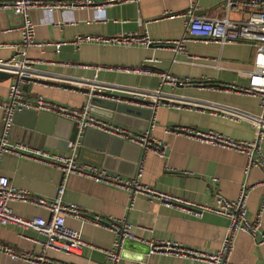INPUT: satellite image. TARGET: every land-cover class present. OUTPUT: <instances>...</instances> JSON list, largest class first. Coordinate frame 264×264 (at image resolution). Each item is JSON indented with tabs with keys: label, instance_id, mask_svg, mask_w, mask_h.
<instances>
[{
	"label": "crops",
	"instance_id": "0c3cea01",
	"mask_svg": "<svg viewBox=\"0 0 264 264\" xmlns=\"http://www.w3.org/2000/svg\"><path fill=\"white\" fill-rule=\"evenodd\" d=\"M191 2L195 3L196 14L219 16L223 13V0L125 1L105 6L99 11L87 6L61 10L30 9L28 15L34 23V39L45 43L27 48L28 56L36 59L32 66L38 73L35 76L39 81H32L30 85L23 83L21 88L29 98L41 94L49 100L69 106H79L83 102L85 94L82 88L88 85L85 80L89 78L159 88L169 93L168 102L162 100L152 109L146 104L124 100L142 110L137 108L130 117L118 116L120 121L101 115V112L105 113L103 109L93 107V111L91 110L95 115L137 131L148 126L152 114V126L148 134L165 143L162 156L150 149L142 152L137 143L128 141L138 148L128 146L122 151L123 156L93 158L95 156L87 152V156L78 154L77 158L126 176H131L141 161L142 181L195 202L210 201L215 190H219L226 197L234 198L244 185L246 214L252 217L257 214L259 201L264 194L260 167L253 165L244 171V154L164 130L167 125L178 124L213 129L233 138H253L254 130L247 120H232L221 116L220 111L202 102L225 104L245 112L257 111L256 97L224 86L225 83H246L245 72L251 67L252 60V47L249 44L238 41L218 44L211 40L203 42L191 39L184 42V51L174 52L171 47L157 43L102 45L83 41L75 45L71 42L77 34L110 35L118 32H146L153 40L173 39L183 31V17L178 13L167 16L164 11L181 12ZM246 15L247 11L228 12L230 18H242ZM88 17L95 20H85ZM56 20H63L64 23L59 27L54 23ZM19 21V16L11 10L0 9V58H6L12 53L13 50L4 43L18 39ZM54 41L65 42L55 51V45L52 44ZM116 67L136 70L125 71ZM161 70H167L176 76L199 78L205 82L174 86L161 84L158 76ZM12 79V76L0 77V98L5 96L7 85ZM211 79L220 82L213 84L209 82ZM115 91L119 95L132 96L124 91ZM194 103H199L200 107H194ZM145 108L149 112H145ZM34 117L29 112L16 113L10 138L33 146L63 151L39 143V132L28 127ZM38 117L37 121L40 119L41 123L50 119L44 113ZM259 148L264 157V136L259 140ZM134 151L135 159L131 161L129 156ZM0 174L6 175L14 185L43 197H52L57 185L62 182L64 201L77 204L89 214L123 216L131 223V230L138 238L175 240L182 246L209 252L218 248L227 223L224 216L213 212L204 211L193 215L175 206L148 201L139 194L129 202L128 194L122 188L95 182L75 173L62 178L61 171L55 166L10 152L0 154ZM9 206L15 214L24 218L48 215L45 208L29 202L11 200ZM259 218V230L264 231V206L259 212ZM81 219L82 216L65 217L67 225L81 231L84 244L80 253L66 254L47 249L46 256L64 260L67 264H107L99 248L111 245L112 232L104 226L82 222ZM259 237L260 232H256L255 238ZM40 239L42 235L34 229L0 224V241L11 245L17 251L39 253L37 240ZM131 240L135 244H126L122 248L118 264H208L207 261L191 255L180 256L171 251L144 254L139 245L146 244ZM228 259L234 264H264V243H257L249 233L239 231L234 235ZM0 264L29 262L10 258L0 252Z\"/></svg>",
	"mask_w": 264,
	"mask_h": 264
},
{
	"label": "built area",
	"instance_id": "2783aa9c",
	"mask_svg": "<svg viewBox=\"0 0 264 264\" xmlns=\"http://www.w3.org/2000/svg\"><path fill=\"white\" fill-rule=\"evenodd\" d=\"M125 1L135 2L138 0H0V9L11 10L20 18L17 26L19 30L18 39L4 43L5 46L13 50L12 53L6 58H0V70L9 72L13 78L7 85L5 96L0 98V154L10 152L50 164L61 171L62 178L70 173H75L95 182L122 188L126 190L129 202L135 195L139 194L148 201H157L165 206H175L189 211L193 215H199L204 211L222 215L227 219V223L219 246L216 250L205 252L182 246L175 240L138 238L132 232L131 223L125 217L101 216L96 213L89 214L77 204L64 201L62 199L64 189L62 182L57 185L52 197H43L14 185L6 175L0 174V224L18 225L24 229L31 228L42 235V239L37 240L40 247L39 253L17 251L11 245L2 241H0V252L10 258L29 262V264H67L64 260L47 257L45 251L53 249L66 254H79L84 244L81 238V231L79 228L67 225L65 217L82 216V222L101 225L112 232L111 245L99 248L107 264H118V260L122 256L123 242L126 239H135L145 243L148 246V253L171 251L180 256L191 255L199 260L207 261L208 264H234V262L229 261L228 256L233 247L234 235L237 232L249 233L257 243H264V231L259 230L261 224L259 212L264 206V194L259 201L257 214L249 217L246 214L244 185L241 186L234 198L226 197L219 190H215L210 201L195 202L142 181L141 161L138 162L135 172L131 176H126L109 171L94 163L78 159L76 152L77 141L68 143L69 150L64 152L33 146L10 138L14 114L24 109H30L34 112H47L69 119L77 129V137L81 136L85 128H92L111 136L135 142L140 146L142 152L150 149L159 156L164 154L165 143L153 139L148 134L149 128L152 126V114L146 128L138 131L131 130L102 116L95 115L90 110L89 101L92 95L101 97L100 92L102 91L116 93L115 90H119L131 94L132 97L139 96L141 99H148L150 103L147 106L152 109L162 100L169 101V93L159 88H144L89 78L85 80L88 85L84 86L83 93L85 98L79 106H69L55 102L43 97L41 94L29 98L24 95L21 88V85L27 81L26 77H36L35 75L38 74L35 67L32 66V62L36 59L28 56L27 48L31 45L40 46L45 43L34 39V23L28 15L30 9L61 10L87 6L99 11L105 6ZM195 9V3L191 2L181 12L164 11L167 16L178 13L183 17V31L173 39L153 40L147 36L146 32L142 34L118 32L110 35L77 34L71 42L75 45L83 41L96 42L102 45H147L157 43L171 47L174 52L184 51V42L191 39L203 42L211 40L218 44L234 41L249 44L252 47V60L251 67L245 72L246 83L241 85L225 83L224 86L227 89L256 97L257 111L245 112L225 104L202 102L220 111L221 116L232 120H247L253 127V138L249 140L233 138L213 129L191 128L178 124L167 125L164 130L244 154L245 164L243 170L247 171L253 165L260 167L262 172L261 182H264V157L259 148V140L264 136V0H223V13L219 16L199 15L195 13ZM229 11H247V15L242 18H230L228 16ZM85 20L95 19L88 17ZM54 23L60 27L64 21L56 20ZM63 42L65 41H54L52 43L55 45V51L58 50V46ZM103 66L110 67L108 65ZM116 68L125 71L136 70V68L130 67ZM158 76L161 84L166 83L171 86L205 82V80L199 78L176 76L167 70H161ZM94 90H97L98 93H93ZM183 101L185 102L186 100ZM186 104L191 105L190 103ZM194 104H196L194 107H200L199 103ZM212 179H215V177ZM11 200L29 202L41 206L48 211V215L46 217H21L11 210L9 206V201ZM256 232H260V237L257 239L255 238Z\"/></svg>",
	"mask_w": 264,
	"mask_h": 264
},
{
	"label": "water",
	"instance_id": "95a60500",
	"mask_svg": "<svg viewBox=\"0 0 264 264\" xmlns=\"http://www.w3.org/2000/svg\"><path fill=\"white\" fill-rule=\"evenodd\" d=\"M11 74L6 71L0 70V77H8ZM27 81L25 82L26 85H30L32 81H39L36 77H26ZM209 82L213 84H219L220 81L217 79H211ZM24 85L22 84L21 87ZM84 89V88H82ZM93 93H98L97 90H94ZM102 95L101 97L92 95L89 99L90 101V110L93 111V107H97L100 109H103L105 113H108L107 115L104 112H101V115L106 116L108 118H111L113 120L120 121L117 117L122 116H132L135 114V110L141 109L139 106H136L135 104H130L125 101L130 102H136L141 104H149L150 101L148 99H141L138 97H132V96H125V95H119L115 92H109V91H102L100 92ZM145 112H149L148 108L144 109ZM21 112H29V114L34 115L33 121L29 122L28 127L31 129H34L39 132V143L41 145H46L54 148H59L63 151L69 150V144L73 143L74 141H77L76 145V152L77 155L80 156H87V152L90 155H93L95 157L93 158H109L110 156L118 157L123 156V150L126 149L128 146H135L136 145L119 138H116L114 136H111L109 134L94 131L91 128H85L82 132L80 137L76 136V127L73 122L62 119L60 117L55 116L54 114H50L47 112H34L30 109H24L16 113ZM15 113V114H16ZM48 114L50 119L47 120L46 123H41L37 118L40 116V114ZM14 114V115H15ZM125 116V117H126ZM145 117L147 115L145 114ZM93 140L91 141V138ZM136 152L134 151L133 154H130L129 158L131 161L135 159ZM126 244H135L134 241L131 239H126L123 242V248ZM141 247V251L144 254L148 253V246L147 245H139Z\"/></svg>",
	"mask_w": 264,
	"mask_h": 264
}]
</instances>
